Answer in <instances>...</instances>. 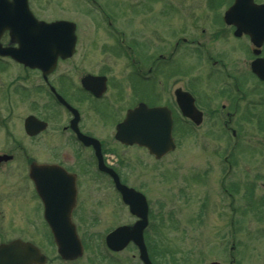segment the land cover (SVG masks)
Returning a JSON list of instances; mask_svg holds the SVG:
<instances>
[{
  "label": "flooded vegetation",
  "instance_id": "obj_1",
  "mask_svg": "<svg viewBox=\"0 0 264 264\" xmlns=\"http://www.w3.org/2000/svg\"><path fill=\"white\" fill-rule=\"evenodd\" d=\"M114 1L84 0L88 8L86 11L94 13L99 17L96 20H101L104 23L97 24V26L113 36L112 45L115 51L104 49V52L117 54L120 58L121 55L124 56V62L121 63L117 74L113 71V65L103 62L98 69L81 68L80 62H82L83 56H79V58L77 56L81 53L79 44L85 33L80 30V25L75 21L76 43L73 54L67 58L58 56L54 67L49 72L44 73L43 70L17 63L8 56H0V65L3 67L13 62L22 71L37 74L0 75V128L4 136L3 141L12 144L11 150L0 152V155L10 156L9 159L0 161V167L7 163L20 165L24 187L27 191L25 197L34 205L31 224H35L33 227L36 231L42 232L43 236L42 240L38 241L25 235L3 237L0 240V246L14 239H20L33 245L45 257L43 262L34 264H76L83 255L87 254L92 257L89 259L90 263L97 255L103 261L106 257L115 256V258H111H114L115 263L117 262L116 256L122 253L124 248L111 249L106 245L105 239L111 231L123 226L124 223L114 224L96 233H86L83 229L84 225L101 223V218L95 209L97 206L93 205L88 198L92 190V176L96 181L103 180V178L104 181H108L110 188L118 197L119 205H126L115 188L114 179L106 171L98 168L95 149L92 145H85L81 136L96 139L100 144L103 163L117 174L120 182L132 187L124 181L121 171L115 165L107 162L103 137L107 136L122 148L141 150L154 163L166 159L173 152L169 151L160 157H155L143 146L127 145L115 138L116 125L124 119L128 110L141 103L148 108H159L161 117L170 119L171 136L175 146L179 142L177 129L184 135L183 131L186 126L190 129L206 126V128L217 127L224 130L227 138L224 147L226 152L223 150L218 155L217 168H206L204 174L211 173L213 177L209 182L212 185L215 182L213 189L217 187L226 200V205H224L228 210L225 221L226 234L233 239L236 233L237 206L235 205L236 185L234 184L235 169L233 168L234 148L238 144L236 128L241 129L243 124L250 120L252 114L250 107H258L259 102H261L259 106L261 109L260 111L256 109L254 118L260 129H264V0H196L197 7L194 14L196 18L193 20L195 23H190V20L185 19L184 23L171 31L168 41H161L159 38L158 42L164 46L163 49L155 48V44H158L156 41L158 36L155 35V32L159 31L155 23L147 25L146 28V24H142V27L133 31L140 35L132 36L131 40L127 38L128 35L122 24H116L119 28L115 27L110 18L115 14L111 8ZM152 1L154 0H134L133 6L128 7L127 4L123 11L130 12L135 17L141 15L149 17L148 21L153 22L152 16L155 15L157 9L149 6ZM27 2L30 10L38 19L47 22L65 19L43 18L38 9L34 8L32 0H27ZM158 11L166 14L168 9L165 13L161 10ZM92 26L96 27L95 24ZM167 30L164 31L167 32ZM141 33H147V37L145 38V34ZM150 33L154 34L152 41L149 40ZM140 36H143L142 41H138ZM0 42L2 45H15L10 43L7 30L1 34ZM222 43L224 44L222 45ZM184 47L190 50L193 48L195 51L197 58L195 75H201L200 82H198L199 87L197 82L193 83L191 79L190 82L187 79V82L182 83V80L178 81L175 78V75L180 76L179 79L188 75L187 63L183 67L179 62L173 61ZM66 62H69V74L73 75H54L59 66ZM260 64L263 65V69H258ZM255 69L259 70V73ZM113 80L115 81L114 88L111 87ZM192 83L197 86L196 89L192 88ZM182 92L189 93L193 98L196 110L191 114L182 112L181 105L184 107L180 97ZM44 93L48 100L44 101L43 96L34 97V95H43ZM187 102L188 99L185 98L186 107ZM23 103H28L29 108L28 112L20 118L19 127L22 136H15L11 130V115L15 108ZM87 104L97 105L100 112L108 115L110 119L107 124L108 131L110 129L109 135L103 136L94 131L90 125L89 115L84 110ZM45 107L49 111L47 117H59L60 119L51 121L38 112L45 110ZM163 125L166 124L163 123ZM19 139L36 143L41 153H47V156H35ZM258 154L259 157L254 158H259L258 160L264 163V154ZM37 165L49 167L36 169ZM31 166L35 167L36 176L34 178L30 175ZM255 169L258 170L253 172ZM249 170L252 169H244L243 173L256 178L246 185L247 198L254 199L257 204L262 205L264 201L260 200L261 195L258 192L260 188L264 189V180L259 182L257 179H259L258 177L264 179V167ZM228 176L231 177V189H227L224 184V180ZM134 189L142 192L139 189ZM213 189L207 191L202 197L201 218L207 216L209 219L206 212L210 206L207 207L206 202L211 204L214 201L213 197L218 189L216 191ZM142 193L146 197L145 193ZM146 201L148 205L147 225L143 230V238L148 257L154 264L145 237V232L150 225V208L147 197ZM92 210L97 214L93 219L91 217ZM262 215H264L263 212ZM131 216L133 219L127 224H132L137 220L136 216ZM49 223H53L54 226ZM20 229L25 230L24 228ZM55 234L64 240L74 239L76 246L78 240V244L81 245H79L82 251L81 255L74 259L62 258L58 253ZM92 238L97 239V246L102 253L99 251L100 254H97L95 250L93 252L92 247L86 243L87 239ZM69 244H72V241ZM129 245H133L139 264H143L139 258L137 246L133 242H129L126 247ZM233 245L234 241L232 240L230 251L233 249Z\"/></svg>",
  "mask_w": 264,
  "mask_h": 264
},
{
  "label": "rangeland",
  "instance_id": "obj_2",
  "mask_svg": "<svg viewBox=\"0 0 264 264\" xmlns=\"http://www.w3.org/2000/svg\"><path fill=\"white\" fill-rule=\"evenodd\" d=\"M133 1L115 0L111 7L115 14L110 16L115 27L119 28L118 25H123L128 35L127 38L130 40L132 36L137 34L133 31L142 27V24H146V28L147 25L155 23L157 30H159L155 32V35L158 36L156 37L158 44H155V48L163 49L164 46L158 42L159 38L161 41H168L171 31L184 23L185 19L190 20V23H195L193 20L196 18L194 15L197 7L196 0H154L150 2L149 6L157 9L155 15L152 16L153 22L148 21L149 17L143 15L135 17L134 14L123 11L127 4L128 7H132ZM32 4L43 18H65L80 25V30L85 33L79 44L81 53L77 56V58L83 56L82 62H80L82 69H98L103 62L113 65V71L117 74L121 63L124 62V56L121 55L120 58L117 54L104 52V49L115 51L112 45L113 36L97 26V24L104 23L101 20L97 21L98 16H95L94 13L91 14V12L86 11L88 8L84 0H32ZM165 8L168 9V12L167 9L164 11ZM158 10L167 13L162 14ZM93 24L96 27H93ZM165 29H168L167 32L164 31ZM141 34H145L144 37H147V33ZM152 36L154 34L150 33L149 40L151 41ZM142 38L143 36H140L138 41H142ZM173 61L179 62L183 67L187 63L186 67H189L187 76L179 79L180 76L175 75V78L178 81L182 80V83L187 82V79L189 82L192 80L193 83L197 82L198 86L201 75H195L197 58L194 49L191 48L190 50L184 47L174 57ZM240 66L242 67V64ZM68 69L69 62L62 63L54 75H73L69 74ZM0 75L37 74L30 71L24 72L12 62L6 64L5 67L0 65ZM193 83L192 88L196 89L197 86ZM111 87H115L114 80ZM41 96H43L44 101L48 100L46 93L34 95V97ZM27 104L18 105L11 115V130L15 136H22L19 127L20 118L28 112ZM260 105L261 102L258 103V107L251 106L250 120L245 122L241 129L236 128L238 144L234 148L233 168L235 169V205L237 207L236 233L233 239L226 234L227 225L225 221L228 214L227 207L224 206L226 200L217 187L213 189L215 182L213 185L209 182L213 177L211 173H208L209 175L204 174L206 168H217L216 160L218 155L225 150L224 147L227 142L224 130L217 127L206 128V126L190 129L186 126L183 131L184 135H182L177 129L179 142L175 150L166 159L154 163L141 150L126 149L113 143L110 138L105 136V134H110L107 125L110 121L108 115L100 112L97 105L87 104L84 107L94 131L105 136L102 139L105 140L108 162L121 171L124 181L129 186L144 192L148 199L150 225L145 232V237L154 264H209L213 261L217 264H229L231 257L234 260L233 264H264V215H262L264 203L260 205L257 204L256 200L247 198L246 185L250 184V181L256 177L243 173L244 169L251 168L253 170L264 167V163L258 160L259 158H254L259 157L258 153L264 154V129H260L254 118L256 109L259 111L261 109L259 108ZM38 112L43 116H49L46 107L45 110ZM47 118L51 121L60 119L59 117ZM101 126L102 129H100ZM3 138V132L0 128V152L11 150L12 144L3 141ZM21 141L35 156H47V153H41L36 143ZM16 151L19 152L17 149ZM256 170L258 169L253 170V172ZM92 178V190L88 198L93 205L97 206L95 208L97 211H95L101 218V223L96 225L93 223L90 226L84 225L83 229L86 233H96L117 223H130L133 219L131 214L126 206L119 205L118 197L110 188L109 182L104 181V178L98 181L93 176ZM230 178L228 176L224 180L227 189L230 188ZM258 178L259 182L264 180ZM211 189L214 191L218 189V191H216L213 197L214 201L211 204L206 202V206H210L206 212L209 219L207 216L201 218L202 197ZM26 192L20 165L15 163L2 165L0 167V240L3 237L10 238L19 235L28 236L34 241L42 240V232L36 231L33 227L35 224H31L33 222L31 218L34 216V205L25 197ZM258 194L261 195L260 200L264 201L263 188L259 189ZM97 214L92 210V219ZM232 240L234 245L230 251L229 247ZM86 243L92 247L93 252L95 250V253L100 254L101 250L97 246V239H87ZM87 256L88 258H86ZM111 257L115 258V256ZM111 257H109L110 259L106 257L103 261L97 255L94 258L96 260L93 259L90 263L89 259L92 257L87 254L83 255L76 264H139L133 245L124 248V251L116 256V263Z\"/></svg>",
  "mask_w": 264,
  "mask_h": 264
},
{
  "label": "water",
  "instance_id": "obj_3",
  "mask_svg": "<svg viewBox=\"0 0 264 264\" xmlns=\"http://www.w3.org/2000/svg\"><path fill=\"white\" fill-rule=\"evenodd\" d=\"M5 28L9 30L11 40L17 42L18 46L3 47L0 44V55H9L30 67L41 68L47 72L53 68L57 56L65 58L73 53L76 39L74 23L64 20L51 23L39 21L29 11L27 0H0V34ZM259 67L258 69H263L262 64ZM255 70L259 73V70ZM185 109L189 114L195 109L192 99L189 107ZM115 135L124 143L146 146L156 156L174 148L170 135V122L161 117L158 108H148L143 104L128 111L123 122L117 125ZM82 140L85 144L94 146L99 159V168L111 174L123 201L129 205L130 212L140 217V220L132 226L118 227L109 233L106 237L107 245L112 249H120L132 240L139 247L140 258L144 264H151L142 238V230L147 222L145 197L140 192L121 184L116 174L103 165L96 140L86 136H82ZM4 158L8 157L0 156V159ZM50 224L54 226L53 223ZM55 238L63 257L72 258L81 252L78 241L76 246L74 239L71 240L72 244H69L71 241L65 243L58 234H55ZM40 256L36 248L20 240H13L0 246V264H31L37 262ZM209 264H217V262Z\"/></svg>",
  "mask_w": 264,
  "mask_h": 264
}]
</instances>
